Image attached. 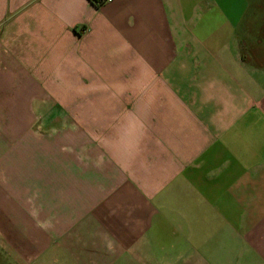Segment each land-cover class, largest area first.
Returning <instances> with one entry per match:
<instances>
[{
  "label": "crops",
  "instance_id": "1",
  "mask_svg": "<svg viewBox=\"0 0 264 264\" xmlns=\"http://www.w3.org/2000/svg\"><path fill=\"white\" fill-rule=\"evenodd\" d=\"M13 82L23 99L44 82L83 99L32 159L33 217L2 196L22 193L29 160L0 150L14 252L264 264V0H0V105Z\"/></svg>",
  "mask_w": 264,
  "mask_h": 264
},
{
  "label": "rangeland",
  "instance_id": "2",
  "mask_svg": "<svg viewBox=\"0 0 264 264\" xmlns=\"http://www.w3.org/2000/svg\"><path fill=\"white\" fill-rule=\"evenodd\" d=\"M16 84V82L11 83L15 88L11 92L10 97L3 99L4 104H1L4 105L6 110L9 109L10 111H4V114L1 113L2 115H0V139L3 140H0V143L3 145H0V150L8 146L5 149L4 154H24L29 162H26L28 167L25 179H22L20 182L17 181L16 183H12L13 185H11L14 186L15 190L18 191L19 189L22 193L9 195L3 194L2 196H6V198L10 197L12 199H15L14 197L16 196L23 199L22 201L24 202L26 209L29 211L28 213H30V217H33L36 194L32 159H34L35 155H38L39 153L46 154L48 157L50 154V138L59 135L62 132V129L66 127V123L69 120L65 113L67 106L68 111L69 107L72 106V103H74L73 105L79 109L81 108L83 99L68 97L71 92H66L65 82H44L42 83L44 86L43 89H46L48 84L53 86L51 92L47 91L43 93H47L45 94L47 97L23 99L18 97ZM28 95L29 93L27 91L26 96ZM28 102L34 104V108H43L47 111L40 113L34 111L30 112ZM25 105L26 107H24ZM69 113L73 119H76V115H72V112L70 111ZM0 170L2 169L0 168ZM8 175L9 174L5 169L0 171L1 189H3V187H5V189L7 188L6 186L9 184L8 181L10 182ZM41 228L43 233L49 232L48 226L43 225ZM30 229H32V226ZM19 249L23 250V252L20 254L14 252L10 248V245L4 241V237L0 230V264H49L48 257L44 256L40 258L38 256L37 258H34L33 254H28V251L31 249L28 250L26 247L24 248L22 246Z\"/></svg>",
  "mask_w": 264,
  "mask_h": 264
},
{
  "label": "trees",
  "instance_id": "3",
  "mask_svg": "<svg viewBox=\"0 0 264 264\" xmlns=\"http://www.w3.org/2000/svg\"><path fill=\"white\" fill-rule=\"evenodd\" d=\"M96 3H102L101 0H94Z\"/></svg>",
  "mask_w": 264,
  "mask_h": 264
},
{
  "label": "built area",
  "instance_id": "4",
  "mask_svg": "<svg viewBox=\"0 0 264 264\" xmlns=\"http://www.w3.org/2000/svg\"><path fill=\"white\" fill-rule=\"evenodd\" d=\"M102 2H110L111 0H101Z\"/></svg>",
  "mask_w": 264,
  "mask_h": 264
}]
</instances>
